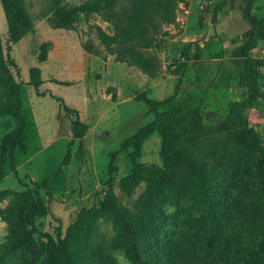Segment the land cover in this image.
<instances>
[{
  "label": "trees",
  "instance_id": "trees-1",
  "mask_svg": "<svg viewBox=\"0 0 264 264\" xmlns=\"http://www.w3.org/2000/svg\"><path fill=\"white\" fill-rule=\"evenodd\" d=\"M8 26V44L33 29V18L22 0H0ZM235 0H220L213 7L204 5L215 21L218 12ZM255 0H240V14L246 28L236 37L231 61L237 76V94L220 89L224 114L208 123L202 113V97L196 91L182 93L178 86L172 94L153 103L144 94L136 96L155 113V118L126 138L108 163L111 175L118 152L129 149L133 167L119 179L126 195L143 184L132 206L119 202L112 178L101 190L99 206L81 209L63 234L45 233L36 240L32 231L35 218L49 213L40 195V185L51 191L46 179L20 192H7L9 203L0 215L12 230L8 242L14 264H119L114 252L121 251L132 264H264V144L245 118L256 102L264 103V58L252 51L264 37V17L252 13ZM177 0H85L65 5L51 0L48 18L54 27L70 29L80 14L96 13L111 31L94 25L96 36L106 54L116 61L138 68L150 77L159 71L158 60L146 50L154 46L164 24L175 21ZM48 12H43L47 16ZM189 46L185 59L198 58ZM83 48L101 54L91 43ZM47 44L39 59H46ZM6 75H4V73ZM30 85L36 90L43 82L40 69L31 67ZM43 96V95H42ZM66 112H73V136L81 138L88 125L63 98L52 96ZM159 105L164 106L158 111ZM0 115H10L13 128L0 140V180L9 172L16 174L17 151L28 150L29 123L22 111L20 84L9 75L0 40ZM157 132L161 139L162 166L137 163L145 138ZM68 154L63 160L66 163ZM184 166L189 170L176 180L170 172ZM112 177V176H111ZM235 188L236 194L230 195ZM6 192H0V199ZM172 208L171 211H168ZM112 223L114 233L105 237L98 231V219ZM29 227V228H28ZM178 227L177 230H172ZM0 259V264L2 263Z\"/></svg>",
  "mask_w": 264,
  "mask_h": 264
},
{
  "label": "rangeland",
  "instance_id": "rangeland-1",
  "mask_svg": "<svg viewBox=\"0 0 264 264\" xmlns=\"http://www.w3.org/2000/svg\"><path fill=\"white\" fill-rule=\"evenodd\" d=\"M30 17L33 29L25 32L17 41L8 44V26L0 1V40L3 58L13 80L20 84L22 111L29 123L26 132L28 150L17 151L16 174L9 172L0 180V192L6 196L0 199L4 209L11 195L41 183L46 179L47 189L40 185L42 198L49 206V213L35 218L32 231L36 240H43L42 234H56L60 226L62 233L81 209L99 206L101 190L112 178V187L119 202L132 206L142 191L140 184L131 195L121 191L119 179L133 167L129 149L115 156V171L108 173L111 155L124 140L140 127L151 122L155 113L136 96L144 94L153 103L173 93L178 86L180 92L196 91L202 97V113L206 122L219 120L224 114V96L220 89L230 90V96L237 94V76L231 61L234 40L246 28L240 14V0L233 6L228 3L218 12L215 21L209 12L205 20L203 6L213 7L220 0H177L175 21L164 24L154 46L146 50L159 62L157 76L150 77L134 66L116 61L114 55L106 54L100 44L94 25L111 31L109 24L96 13L80 14L70 29L50 24L51 0H22ZM85 0H63L65 5L80 4ZM48 12L43 16V12ZM252 13L264 17V0H255ZM91 43L101 54H93L83 48ZM47 44L46 59H39L40 48ZM200 48L198 58L185 59L186 49L195 44ZM254 56L264 58V37L252 51ZM31 67L40 69L43 82L37 90L30 85ZM4 73V72H3ZM6 75V73H4ZM264 88V77L262 79ZM43 95V96H42ZM52 96L63 98L65 104L76 110L80 121L88 128L81 138L73 136V112H66ZM164 106L159 105L160 112ZM245 118L254 128L264 144V103L256 102L246 112ZM14 126L10 115H0V140ZM161 139L157 132L145 138L137 163L162 166L160 155ZM68 154V160H63ZM189 170L184 166L170 175L173 180ZM112 176V177H111ZM236 189H230L234 196ZM169 208L168 211H171ZM98 231L110 237L113 225L103 218L97 221ZM29 228V227H28ZM178 227H174L177 230ZM12 230L0 215V259L3 264H14L9 253L8 242ZM119 264H132L121 251L114 252Z\"/></svg>",
  "mask_w": 264,
  "mask_h": 264
}]
</instances>
